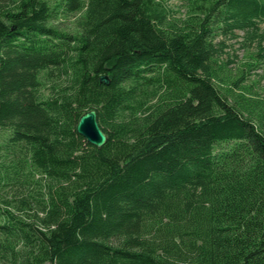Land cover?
<instances>
[{
    "label": "trees",
    "instance_id": "16d2710c",
    "mask_svg": "<svg viewBox=\"0 0 264 264\" xmlns=\"http://www.w3.org/2000/svg\"><path fill=\"white\" fill-rule=\"evenodd\" d=\"M191 13L0 0V264H264V112L222 92L215 42L259 38L264 64V0ZM90 110L101 148L75 130Z\"/></svg>",
    "mask_w": 264,
    "mask_h": 264
},
{
    "label": "rangeland",
    "instance_id": "374dc122",
    "mask_svg": "<svg viewBox=\"0 0 264 264\" xmlns=\"http://www.w3.org/2000/svg\"><path fill=\"white\" fill-rule=\"evenodd\" d=\"M168 17L171 20H182L190 16L192 9L199 0H161ZM2 4L5 2L1 1ZM80 14H60L51 20L48 25L59 31L71 34L78 33L75 22ZM260 30L264 23L259 22ZM261 31L258 32L260 34ZM236 37H217L215 42H222L223 49L217 58L218 74L222 81V92L230 97L234 105L241 104V110L247 112L251 118H256L264 112V64L257 62L255 54L258 51L259 38L250 40L241 31H236ZM264 46V42L261 44ZM219 48L220 45L218 44ZM243 76V79L241 77ZM235 83L237 84L235 86ZM46 97L48 91L43 87L40 91ZM6 136L0 133V141Z\"/></svg>",
    "mask_w": 264,
    "mask_h": 264
},
{
    "label": "water",
    "instance_id": "95a60500",
    "mask_svg": "<svg viewBox=\"0 0 264 264\" xmlns=\"http://www.w3.org/2000/svg\"><path fill=\"white\" fill-rule=\"evenodd\" d=\"M99 82L108 85L109 79L107 76L102 75L99 77ZM75 130L77 135L84 138L88 144L95 148H101L106 143V135L97 123V116L94 110L87 111L80 116Z\"/></svg>",
    "mask_w": 264,
    "mask_h": 264
}]
</instances>
